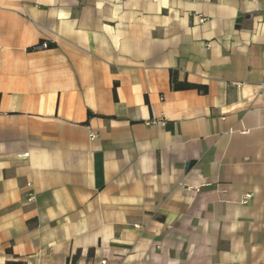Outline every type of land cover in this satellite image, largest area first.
Masks as SVG:
<instances>
[{
	"label": "crops",
	"instance_id": "0c3cea01",
	"mask_svg": "<svg viewBox=\"0 0 264 264\" xmlns=\"http://www.w3.org/2000/svg\"><path fill=\"white\" fill-rule=\"evenodd\" d=\"M19 259L264 264V0H0V264Z\"/></svg>",
	"mask_w": 264,
	"mask_h": 264
},
{
	"label": "trees",
	"instance_id": "16d2710c",
	"mask_svg": "<svg viewBox=\"0 0 264 264\" xmlns=\"http://www.w3.org/2000/svg\"><path fill=\"white\" fill-rule=\"evenodd\" d=\"M47 47H49L48 44H47ZM176 74L177 73L175 71H172L171 72V83H172V89L173 90H175V91H180V90H197L201 94H207L208 88L206 86L191 84L188 81L179 82L177 80V75ZM115 96L117 98L116 93H115ZM90 116H92V114H90ZM8 253L12 254V251L11 250H8ZM80 254H81V251H79L75 255L74 261L78 259V257L80 256ZM6 264H26V262H24L23 260L19 259L17 261H7Z\"/></svg>",
	"mask_w": 264,
	"mask_h": 264
},
{
	"label": "built area",
	"instance_id": "2783aa9c",
	"mask_svg": "<svg viewBox=\"0 0 264 264\" xmlns=\"http://www.w3.org/2000/svg\"><path fill=\"white\" fill-rule=\"evenodd\" d=\"M199 21H200V23H204V22H205V18L202 17V16H200ZM40 47H41V48H47V44H43V45L40 46ZM95 137H96L95 134H92L91 138H92V139H95ZM25 156H27V155H25ZM249 198H251V195L246 196V199H249ZM34 199H35V197H34L33 195H30L29 198H28V201H29V202H32V201H34ZM245 202H246V201H245ZM103 264H106V262H103Z\"/></svg>",
	"mask_w": 264,
	"mask_h": 264
}]
</instances>
